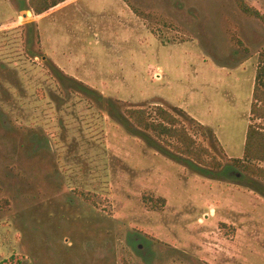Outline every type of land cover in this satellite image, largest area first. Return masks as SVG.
<instances>
[{
    "label": "rangeland",
    "instance_id": "1",
    "mask_svg": "<svg viewBox=\"0 0 264 264\" xmlns=\"http://www.w3.org/2000/svg\"><path fill=\"white\" fill-rule=\"evenodd\" d=\"M261 52L234 0H0V264H264ZM156 106L205 163L128 117Z\"/></svg>",
    "mask_w": 264,
    "mask_h": 264
},
{
    "label": "trees",
    "instance_id": "2",
    "mask_svg": "<svg viewBox=\"0 0 264 264\" xmlns=\"http://www.w3.org/2000/svg\"><path fill=\"white\" fill-rule=\"evenodd\" d=\"M64 1L66 0H29V10L35 15H40ZM234 1L243 13L264 21V16L244 0ZM156 107L155 118H150L145 109H129L127 114L138 128L151 131L160 137L176 138L178 140L176 149L181 155L192 158L201 164L205 163L200 152L206 150L196 147L194 138L185 127L177 126L179 121L172 113L161 106ZM250 113L254 120H264V52L258 56ZM235 162L241 171L264 179V167L258 164L264 163V126L255 123L248 125L245 133L243 157L236 159Z\"/></svg>",
    "mask_w": 264,
    "mask_h": 264
}]
</instances>
